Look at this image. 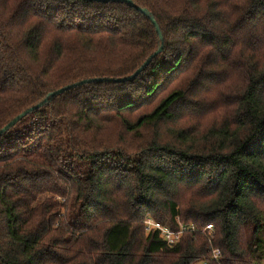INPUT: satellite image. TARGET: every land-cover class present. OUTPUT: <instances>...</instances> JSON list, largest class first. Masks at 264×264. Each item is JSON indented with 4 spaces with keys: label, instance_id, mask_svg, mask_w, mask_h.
Here are the masks:
<instances>
[{
    "label": "trees",
    "instance_id": "trees-1",
    "mask_svg": "<svg viewBox=\"0 0 264 264\" xmlns=\"http://www.w3.org/2000/svg\"><path fill=\"white\" fill-rule=\"evenodd\" d=\"M133 2L0 0V130L41 103L0 135V264H217L208 224L223 264H264V0ZM213 89L230 118L163 132Z\"/></svg>",
    "mask_w": 264,
    "mask_h": 264
},
{
    "label": "rangeland",
    "instance_id": "rangeland-1",
    "mask_svg": "<svg viewBox=\"0 0 264 264\" xmlns=\"http://www.w3.org/2000/svg\"><path fill=\"white\" fill-rule=\"evenodd\" d=\"M243 75L242 74H235L233 77V83H234V87L237 88L239 85H241V81H242ZM181 81H187L188 76H181ZM221 91V90H220ZM235 94H237L235 92V90L233 88H228L225 89V95L226 97H233L235 96ZM222 93H216V89H213L210 92H205L203 93L200 101L203 100L206 102V104H212V102L215 100L216 105H218L219 107H216L213 111H211L216 105L213 106V108L210 111H205V118H198L197 116L195 117H190L188 119L182 120V121H178V124H175L171 127H165L164 131L161 128H158L157 131H163L166 133L170 132L171 129L173 128H190L192 130L194 129H199L201 132L205 131L206 129H208L209 127L213 126V125H220L226 118H230L232 111H233V101L230 99V103L227 104V110L225 109L226 106L225 104H221V98H222ZM225 109V111H224ZM142 110H140L141 112ZM197 114H202L200 110H198V108L196 109H191L187 112V115H197ZM129 116V115H128ZM175 130V129H173ZM155 134V131L152 129L150 131H143L141 133V135H131L126 133L125 131H123L121 128H119V126L115 123L113 124L110 129L108 131H106L105 135L106 136H121L124 139V142L131 146V147H147V141L148 139L152 138ZM163 136V135H162ZM166 136V135H164ZM189 191H184L181 197V201L182 200L185 202L186 198H189ZM185 199V200H184ZM179 202V203H180ZM162 264V263H160ZM201 264V263H198Z\"/></svg>",
    "mask_w": 264,
    "mask_h": 264
},
{
    "label": "built area",
    "instance_id": "built-area-1",
    "mask_svg": "<svg viewBox=\"0 0 264 264\" xmlns=\"http://www.w3.org/2000/svg\"><path fill=\"white\" fill-rule=\"evenodd\" d=\"M145 224H146V229L149 231H151L152 229L154 231L159 230L161 234L165 237V239L168 241V244L169 243L175 244L176 242H178L182 233L185 230H187V228H190L187 226L184 227V225H182L180 229L174 230L169 226L160 224L159 222L149 217L145 220ZM191 228H193V230L195 229L194 226H191ZM214 232L215 231L213 224H208L205 227H203L201 230V233L205 236V238L209 243L211 259L214 260L217 264H223L221 261V257H222L221 249L215 246L214 243Z\"/></svg>",
    "mask_w": 264,
    "mask_h": 264
},
{
    "label": "water",
    "instance_id": "water-1",
    "mask_svg": "<svg viewBox=\"0 0 264 264\" xmlns=\"http://www.w3.org/2000/svg\"><path fill=\"white\" fill-rule=\"evenodd\" d=\"M98 1H104V2H108V1H122V2H127L129 3V5H135L133 0H98ZM142 12L146 13L150 20L152 21V23L156 26L157 31L159 32V34L162 36L160 27L158 25V21L155 20V18L146 10L143 8L138 7ZM162 51V47L160 48V50L156 51L154 54H152L149 58H147V60L142 64V66L136 70V72L130 76L124 77V78H117V79H111V81H115V82H123V81H127V80H131L134 79L139 73L142 72V70H144L151 62V60L153 59V57L155 55H157L158 53H160ZM105 78H94V79H89L88 81H105ZM84 82H87V80H82L80 82H77L75 84H70L66 87H62L56 91H54L49 97H46L45 101H47L49 98L61 94L63 92H65L66 90H69L71 88H73L74 86L77 85H81ZM40 104L35 105L29 109H27L26 111H24L23 113L19 114L18 116L14 117L13 120H11L6 126H4L1 130H0V135H2L4 132H6L10 127L15 126V124L21 119L23 118L25 115H27L29 112H31L32 110L36 109L37 107H39Z\"/></svg>",
    "mask_w": 264,
    "mask_h": 264
}]
</instances>
